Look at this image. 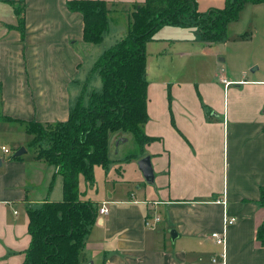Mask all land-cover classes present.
<instances>
[{"label": "crops", "instance_id": "crops-1", "mask_svg": "<svg viewBox=\"0 0 264 264\" xmlns=\"http://www.w3.org/2000/svg\"><path fill=\"white\" fill-rule=\"evenodd\" d=\"M67 1L0 0L3 116L21 122H64L78 99L83 96L85 103L90 93L91 74L89 69L81 72L82 62L106 49L100 47L105 37L114 43L120 39L127 14L143 2L103 0L108 7L106 30L100 43L89 44L83 41L82 15L70 11ZM201 2L208 11L221 4V0ZM259 4L264 5H252ZM162 27L194 29L163 25L158 30ZM154 40L145 44V66L146 49ZM160 40L154 59L166 52L164 44L180 39L168 36L156 41ZM259 47L244 60L250 69L242 67L234 76L224 75L220 65L194 68L184 61L179 67L163 68L153 63L155 79L146 85L142 126L151 140L137 157L127 159L130 153L125 152L121 158L107 155L109 162L100 166L104 175L108 165L121 161L128 171L111 165L115 174L105 176L100 197L88 193L94 182L84 181L83 192L78 188L81 200L98 208L105 202L107 209L98 213L85 237L81 264H264V246L255 238L256 228L264 224V204L259 202L264 187V39ZM222 79L230 83L224 85ZM16 125L25 132L19 122L0 119V264H23L30 241L27 208L62 199L56 167L37 159L32 148L27 152L32 137L12 139L15 146L4 139ZM109 140L117 153L127 136L110 135L107 153ZM22 146V155L9 158ZM145 155L152 168L151 183L144 181L136 165ZM222 216L234 221L222 228ZM170 229L176 234L172 241ZM211 232L223 233V245L212 240Z\"/></svg>", "mask_w": 264, "mask_h": 264}, {"label": "trees", "instance_id": "trees-1", "mask_svg": "<svg viewBox=\"0 0 264 264\" xmlns=\"http://www.w3.org/2000/svg\"><path fill=\"white\" fill-rule=\"evenodd\" d=\"M246 3L264 0H224L221 9L209 10L206 16L196 10L194 0H143L127 14L124 35L103 50L91 68V74L97 73L101 79V90L91 91L85 103L81 96L64 122H21L0 114V119L23 125L32 135L29 146L34 156L54 165L62 178L60 201H46L26 210L30 241L23 264H81L84 240L97 220L98 207L79 198V176L87 185L93 184L94 167L109 162L108 138L114 133L131 135L134 151L127 159L137 157L151 140L142 126L146 120L145 44L153 34L163 25L192 26L205 42L218 41ZM66 5L82 15L83 41L100 43L107 25V3L68 0ZM18 22L23 31V14ZM259 202L264 204V187ZM255 238L264 246V224L256 228Z\"/></svg>", "mask_w": 264, "mask_h": 264}, {"label": "rangeland", "instance_id": "rangeland-1", "mask_svg": "<svg viewBox=\"0 0 264 264\" xmlns=\"http://www.w3.org/2000/svg\"><path fill=\"white\" fill-rule=\"evenodd\" d=\"M196 10L202 15L206 16L208 12V8L206 5L201 2V0H196ZM223 0H221V4L217 8H222ZM174 37L180 40L175 41L173 44L168 43L164 44L165 53L161 54L160 57L154 59L155 53L157 52V47L163 41H156L158 39H164L166 37ZM155 40L149 45L146 49V70H145V79L147 82H152L155 79L151 76L153 71V63L156 62L158 65L162 64L166 68L170 65H175L176 67L180 66L184 61L190 66L197 67V65H204L205 68L211 69L214 65L222 68V72L224 75L231 73L233 76L237 75L240 72V69L243 67V70L246 71L250 68L248 64H246V57L248 55L255 54L258 51L259 46H262L264 39V5H252L246 4L243 9L239 12V18L230 22L225 30V36L218 41L214 42H205L203 39L198 37L194 29L192 28H184V29H175L172 27H162L160 30H157L153 36ZM118 39V38H115ZM115 41V40H114ZM113 40H108L106 37L101 43L102 50L109 47L114 43ZM161 47V45H160ZM99 51V45H98ZM161 49V48H160ZM100 50V51H102ZM84 53V52H83ZM99 52L94 53L92 56L87 55L85 60L81 64V72L83 73L85 70L89 72L87 74H91V66L93 63V59L97 58ZM218 59H223L221 62H218ZM213 69V68H212ZM215 67H214V70ZM176 75V74H175ZM88 77V76H87ZM173 77V76H172ZM169 79V78H168ZM89 83V91H100L102 88L101 79L97 73L91 74L88 79ZM88 95V94H87ZM87 96H85L86 101ZM16 130L6 131L4 134V139L9 142V145H16L14 140L17 138H31L32 135H27L22 127L16 125ZM127 136V140L125 143L121 144L119 151L114 153L112 150L113 141L109 140V148L107 155L109 158H121V152L130 153L134 151V144L131 138V135L128 133L125 134ZM12 139L13 142H12ZM6 142V143H7ZM115 146V145H114ZM27 152H31V147H27ZM113 165V164H111ZM108 165V173L104 175V171L102 167L96 166L94 168V186L92 189L88 190V193H91V196L100 197L105 192V186L107 182H105V176H114L115 172L113 170V166L115 168H119L120 172L125 170L128 171V167L125 162H120L119 164H115L113 166ZM119 165V167H118ZM57 177V175H55ZM108 179V177L106 178ZM140 181V180H139ZM139 181L137 183H139ZM84 179L82 177L79 178L78 188L80 192L85 190ZM141 185H144L141 180ZM98 191L96 195L95 192ZM53 196V195H52Z\"/></svg>", "mask_w": 264, "mask_h": 264}, {"label": "water", "instance_id": "water-1", "mask_svg": "<svg viewBox=\"0 0 264 264\" xmlns=\"http://www.w3.org/2000/svg\"><path fill=\"white\" fill-rule=\"evenodd\" d=\"M25 152V148L22 146L19 149H17L13 155L14 156H20ZM1 163V160H0ZM136 165L138 170L141 172V175L144 179L145 182L147 183H151L152 179H153V174H152V168L150 165V159L149 156L145 155L140 157L137 161H136ZM169 236H170V240L172 241L173 238L176 236L175 231L173 229H170L168 231Z\"/></svg>", "mask_w": 264, "mask_h": 264}, {"label": "built area", "instance_id": "built-area-1", "mask_svg": "<svg viewBox=\"0 0 264 264\" xmlns=\"http://www.w3.org/2000/svg\"><path fill=\"white\" fill-rule=\"evenodd\" d=\"M222 83L224 85H227L228 83H230V81H227L225 79H222L221 80ZM1 150L4 152V153H9V149L6 147V146H1ZM106 207H105V202L102 203V205L98 208V213L100 214H104L106 213ZM154 220L156 221L157 218H154ZM234 221V218L230 217V218H227L225 216H222V228H224L227 224H230ZM145 224H147V222L145 221ZM210 237L212 238V240L217 244V245H223V242H224V236H223V233L220 232H211L210 233ZM220 256L222 257L223 256V253L221 252Z\"/></svg>", "mask_w": 264, "mask_h": 264}]
</instances>
